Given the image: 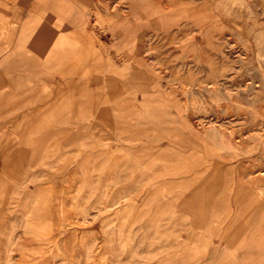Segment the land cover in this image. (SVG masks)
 <instances>
[{
  "label": "rangeland",
  "instance_id": "374dc122",
  "mask_svg": "<svg viewBox=\"0 0 264 264\" xmlns=\"http://www.w3.org/2000/svg\"><path fill=\"white\" fill-rule=\"evenodd\" d=\"M99 1L91 10L42 2L35 15L44 73L62 75L70 67L77 80L70 114L55 116L42 107L40 140L27 145L24 139L32 137L18 100L3 105V114L0 104V138L15 141L0 151V190L7 192L0 194V264H16L18 256L49 264L52 251L60 264H80V244L66 237L77 240L81 221L90 231L89 264L97 258L101 264H261L236 257L245 253L229 240L232 229L251 233L264 225V158L256 160L264 151V0ZM71 6L85 16L66 25L63 11ZM134 12H142L140 31L131 33ZM36 22L26 19V30ZM64 53L68 57L60 59ZM54 60L63 66L49 72ZM47 85L61 86L42 83V90ZM51 101L60 106L63 99ZM128 124L137 125L133 144L144 142L145 131L152 140L151 256L144 245L130 254L131 244L114 242L129 229L120 226L129 210L121 185L135 167L121 156L135 155L118 146ZM193 194L198 232L178 242L192 232L184 224L192 218L186 202ZM18 232L24 243L17 242ZM50 234L57 236L51 243ZM257 250L263 249L252 247Z\"/></svg>",
  "mask_w": 264,
  "mask_h": 264
},
{
  "label": "crops",
  "instance_id": "0c3cea01",
  "mask_svg": "<svg viewBox=\"0 0 264 264\" xmlns=\"http://www.w3.org/2000/svg\"><path fill=\"white\" fill-rule=\"evenodd\" d=\"M57 0H0V104H2V111L3 114L6 109L8 101L11 99L18 100L17 104L20 109L17 113L19 115L25 116L23 117V120L25 122V128L24 130L28 132L29 138L32 137V139L28 140V138H25L24 141L28 145V141L35 139L40 140L41 136V129L42 124L40 120V116L42 113V107L47 109H51L50 114L51 115H69L70 112L73 109L74 102L72 101V98L76 96V93L73 92L72 84L74 82H77V80H74L73 74H71V68L68 67V69L65 67L63 69L62 75H54V74H45L44 68L42 69V63H41V30L40 25L41 22L38 21V17L36 18L35 15H40V4L42 2L46 3H52L56 2ZM62 1L67 5L70 4H84L79 7V9L86 8L91 10L92 4L96 2H100L99 0H58ZM26 4L29 5V12L32 10V15L26 14L25 6ZM66 7H69L67 6ZM28 11V10H27ZM139 14L132 13L134 16L131 21L132 29L131 33H136L137 30L140 31V27L137 26L138 22L136 20L137 15ZM89 15V14H88ZM88 15L86 17H88ZM63 18L67 20L66 25H73L75 22L78 23L79 21H82L84 19L83 16H85V13L83 15L82 10H72V6L70 7V10L63 11ZM105 15H102L104 17ZM33 18V20H36L37 22L34 23V27L32 31L26 30V19ZM36 18V19H35ZM30 22H28L29 24ZM33 24V22H32ZM119 24V23H118ZM28 28V27H27ZM141 33V32H140ZM32 37L31 45H27L25 43L26 36ZM46 45V44H43ZM58 45V44H57ZM68 57V53H64V55H61L60 59H64ZM16 60V61H15ZM18 61V62H17ZM62 60H54L50 64L51 67H48V71L50 72L52 68L60 66H63V63H61ZM14 65V66H13ZM68 70V71H66ZM79 77V76H78ZM79 82L86 81L85 79L78 80ZM42 83H48V84H61V86L57 85H47L46 87L49 88L48 90L44 91L42 90ZM83 96V95H82ZM52 98L54 99H63V102L60 104V106H54L56 102H49ZM49 102V106L48 105ZM3 105H7L4 106ZM80 105V103H79ZM77 106V104L75 105ZM81 106V105H80ZM17 109V108H16ZM45 114V113H42ZM49 114V113H48ZM31 120V121H30ZM30 121V122H28ZM53 127H56L54 124ZM133 124H128L126 127V130H128L129 135L128 136H121L119 143L120 149L126 151L124 148H133L134 149V155L132 156L129 154V158L126 159L124 156H121L122 162H129L134 164L135 169L133 171H130L129 173H126L125 180L122 182V194L128 195L129 202H128V218L125 219L124 224H121L122 227H128L129 229L123 230L124 234L122 235L123 240H114V242H124L129 243L128 252L131 254L137 253V248H141L142 245H144V253L145 256L150 255L152 253V243H153V235L151 230L147 228H151L152 226V197H153V188H152V180H153V174L151 169V163H152V140L151 137H147L146 131H145V140L144 142L141 140L140 144L132 143L133 141V131H137V125L135 128H133ZM3 129V128H2ZM7 129V128H6ZM54 129V128H53ZM67 130V129H65ZM122 130V129H120ZM146 130V128H145ZM137 132L134 134V136H137ZM136 139V138H134ZM13 139H7L5 137L0 138V147L1 152H4L3 148L8 147L13 142ZM19 141V140H18ZM263 150V149H262ZM144 152V153H143ZM139 154V155H138ZM260 157L264 158V151L261 153H258L256 156V160H261ZM136 163H144L145 168L139 169L140 165L137 166ZM223 176V175H222ZM142 180L144 182L142 183ZM131 181L134 183H131ZM1 189H4V187H1ZM4 190H0V194H5ZM178 200L181 198L180 195H178ZM196 195L193 194L192 198L188 199L190 201H187L186 203V209L190 210L192 218L190 217L187 222L184 224V226L188 228H192V232L189 233V235H184L178 242H189L190 239H194L195 232H198L196 229V224H198V220L195 218V212L198 210V202L195 201ZM182 204L184 203V199L182 198ZM167 202V201H166ZM179 201L177 202L176 207L178 206ZM168 205V204H166ZM133 211V213L130 214V212ZM142 211H144V217H142ZM105 222V221H104ZM8 226V224H6ZM49 226H57L56 222H51ZM81 230L78 231L77 240H74L72 235L67 236V240L70 238L71 241H75L76 243H79L80 245L77 246V248L80 250V264H89L87 262V244L89 243V230L88 228L83 227V221H81ZM85 226H88L86 224ZM259 226V225H258ZM5 227V226H4ZM97 227H100V224L97 225ZM261 230H257V232H252L247 230H242L240 234H234L233 229L232 235L235 236V238L232 236L229 240L231 248L239 249L241 255H237L236 257L242 258V259H263L264 260V225L261 226ZM137 228L139 229V232L137 231ZM141 228H144V234L141 232ZM200 231V230H199ZM98 236L97 237V243L103 244L104 239L99 234V229L96 230ZM194 232V233H193ZM139 233V234H138ZM254 234V235H253ZM249 236V237H248ZM263 236V237H262ZM17 242L24 243L26 241V238L24 234L17 233L16 234ZM57 236H53L50 234L49 242H53V240L56 239ZM191 237V238H190ZM238 237V238H237ZM114 239L116 236L113 237ZM31 242H34L35 240H30ZM64 240H61L62 242ZM252 247H259L263 249L260 251H255L257 253H253ZM194 248V247H193ZM237 251V250H235ZM121 252V251H120ZM259 252V253H258ZM186 257H197V256H181L180 258H186ZM54 258V261H56L55 264H60L57 262V256L56 254L50 252V260L49 264H52L53 261L51 259ZM120 259H126L124 255L119 257ZM261 263V262H260ZM16 264H27L23 257L18 256ZM94 264V263H93ZM95 264H101L99 259L95 260ZM128 264H136V262L133 261V263ZM147 264V263H145ZM261 264H264V261H262Z\"/></svg>",
  "mask_w": 264,
  "mask_h": 264
},
{
  "label": "bare ground",
  "instance_id": "6f19581e",
  "mask_svg": "<svg viewBox=\"0 0 264 264\" xmlns=\"http://www.w3.org/2000/svg\"><path fill=\"white\" fill-rule=\"evenodd\" d=\"M140 6H141V5H140ZM139 8H140V7H139ZM103 11H104V10H103ZM135 11H136V10H135ZM134 13H135V12H134ZM114 15H115V14H114ZM143 48H144V47H143ZM141 51H142V50H141ZM140 54H141V53H140ZM141 57H142V56H141ZM15 61H16V60H15ZM17 62H18V61H17ZM13 66H14V65H13ZM187 96H188V95H187ZM41 111H42V110H41ZM224 140H226V139H224ZM225 142H226V141H225ZM224 144H225V143H224ZM226 144H227V143H226ZM226 144H225V145H226ZM228 144H229V143H228ZM80 145H81V144L79 143V146H80ZM221 145H223V144H221ZM82 146H83V143H82ZM226 146H227V145H226ZM226 146H224V147H226ZM225 149H226V148H225ZM228 150H229V148H228ZM77 151H78V150H77ZM227 152H228V151H227ZM231 153H232V152H231ZM210 162H211V161H210ZM208 164H210V163H208ZM196 166H197V165H196ZM199 167H200V166H199ZM228 170H229V169H227V171H228ZM231 171H232V170H231ZM218 172H219V170H218ZM232 174H233V173H232ZM226 176H227V175H226ZM217 177H218V176H217ZM239 177H240V176H239ZM242 177H244V176H242ZM70 178H71V177H70ZM188 178H190V177H188ZM245 178H246V177H245ZM216 179H217V178H216ZM241 179H242V178H241ZM218 180H219V179H218ZM231 180H232V179H231ZM247 181H248V180H247ZM217 182H218V181H217ZM231 183H232V182H231ZM231 183H230V184H231ZM236 184H237V183H236ZM238 184H239V183H238ZM249 185H250V184H249ZM216 186H217V185H216ZM193 187H194V186H193ZM237 187H238V186H237ZM227 189H228V188H227ZM227 189H226V190H227ZM246 189H247V188H246ZM212 191H213V190H212ZM247 191H248V190H247ZM247 193H248V192H247ZM255 193H256V192H255ZM214 194H215V193H214ZM225 194H226V193H225ZM228 194H229V193H228ZM258 194H259V193H258ZM233 195H234V194H233ZM246 195H247V194H246ZM35 200H36V199H35ZM36 201H37V200H36ZM37 202H39V201H37ZM35 203H36V202H34V204H35ZM34 204H33V205H34ZM229 205H230V204H229ZM42 207H44V206H42ZM257 208H258V207H257ZM40 209L43 210V208H40ZM252 209H253V208H252ZM227 210H228V209H227ZM262 210H263V208H262ZM260 214H261V213H260ZM258 217H259V216H258ZM261 217H262V216H261ZM263 221H264V218H263ZM257 222H258V221H257ZM258 223H259V222H258ZM261 224H262V223H260V225H261ZM260 225H259V226H260ZM257 226H258V225H257ZM256 231H257V230H256ZM256 231H255V232H256ZM214 235H215V234H214ZM253 235H254V234H253ZM248 237H249V236H248ZM262 237H263V236H262ZM262 239L264 240V238H262ZM121 246H122V245H121ZM9 253H10V252H9ZM9 256L12 257V254L9 255ZM9 256H8V257H9ZM6 257H7V256H6ZM11 257H10V258H11ZM7 259H8V258H7ZM77 259H78V258H77ZM77 263L79 264L78 261H77ZM9 264H10V263H9Z\"/></svg>",
  "mask_w": 264,
  "mask_h": 264
}]
</instances>
